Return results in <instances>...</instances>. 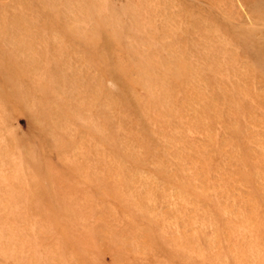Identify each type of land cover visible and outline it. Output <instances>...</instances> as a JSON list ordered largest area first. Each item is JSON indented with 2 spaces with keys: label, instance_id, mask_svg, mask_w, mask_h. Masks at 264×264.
<instances>
[{
  "label": "rangeland",
  "instance_id": "obj_1",
  "mask_svg": "<svg viewBox=\"0 0 264 264\" xmlns=\"http://www.w3.org/2000/svg\"><path fill=\"white\" fill-rule=\"evenodd\" d=\"M0 264H264V0H0Z\"/></svg>",
  "mask_w": 264,
  "mask_h": 264
}]
</instances>
